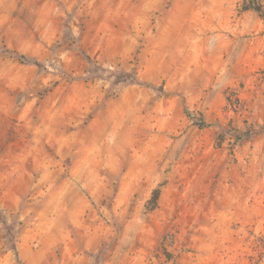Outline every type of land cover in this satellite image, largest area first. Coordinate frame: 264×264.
Returning a JSON list of instances; mask_svg holds the SVG:
<instances>
[{
	"label": "rangeland",
	"instance_id": "1",
	"mask_svg": "<svg viewBox=\"0 0 264 264\" xmlns=\"http://www.w3.org/2000/svg\"><path fill=\"white\" fill-rule=\"evenodd\" d=\"M242 3L0 0V264H264Z\"/></svg>",
	"mask_w": 264,
	"mask_h": 264
},
{
	"label": "trees",
	"instance_id": "2",
	"mask_svg": "<svg viewBox=\"0 0 264 264\" xmlns=\"http://www.w3.org/2000/svg\"><path fill=\"white\" fill-rule=\"evenodd\" d=\"M248 11L254 12L264 24V0H243L242 12H248ZM4 53L8 56L13 55L7 50L4 51ZM156 199H157V192H155L153 200L155 201Z\"/></svg>",
	"mask_w": 264,
	"mask_h": 264
}]
</instances>
